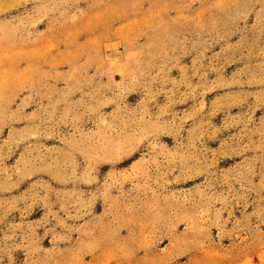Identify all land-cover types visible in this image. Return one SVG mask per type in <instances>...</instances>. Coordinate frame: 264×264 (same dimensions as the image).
<instances>
[{"label": "rangeland", "instance_id": "obj_1", "mask_svg": "<svg viewBox=\"0 0 264 264\" xmlns=\"http://www.w3.org/2000/svg\"><path fill=\"white\" fill-rule=\"evenodd\" d=\"M0 264H264V0H0Z\"/></svg>", "mask_w": 264, "mask_h": 264}]
</instances>
